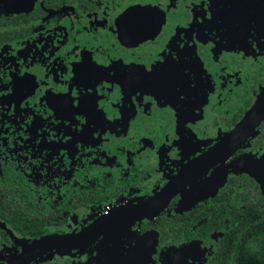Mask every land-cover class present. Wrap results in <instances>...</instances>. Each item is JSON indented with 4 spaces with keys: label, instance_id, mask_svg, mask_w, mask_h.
Segmentation results:
<instances>
[{
    "label": "flooded vegetation",
    "instance_id": "af4514ba",
    "mask_svg": "<svg viewBox=\"0 0 264 264\" xmlns=\"http://www.w3.org/2000/svg\"><path fill=\"white\" fill-rule=\"evenodd\" d=\"M256 205L264 0H0V264H245Z\"/></svg>",
    "mask_w": 264,
    "mask_h": 264
},
{
    "label": "trees",
    "instance_id": "16d2710c",
    "mask_svg": "<svg viewBox=\"0 0 264 264\" xmlns=\"http://www.w3.org/2000/svg\"><path fill=\"white\" fill-rule=\"evenodd\" d=\"M259 212L260 210L258 205L253 207L251 216L248 218L250 221L249 227L246 226L243 230L234 232L235 237H233V239L234 242H236V246H238L237 254L242 260L247 258V263L245 264H264V236L257 233L258 224L251 226L260 218ZM261 236L263 238H261ZM256 237L258 244L255 246ZM247 247H250V253L247 252Z\"/></svg>",
    "mask_w": 264,
    "mask_h": 264
}]
</instances>
